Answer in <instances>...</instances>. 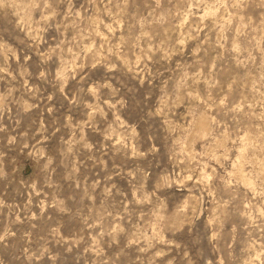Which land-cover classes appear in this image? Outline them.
Segmentation results:
<instances>
[{
	"label": "rangeland",
	"instance_id": "374dc122",
	"mask_svg": "<svg viewBox=\"0 0 264 264\" xmlns=\"http://www.w3.org/2000/svg\"><path fill=\"white\" fill-rule=\"evenodd\" d=\"M0 264H264V0H0Z\"/></svg>",
	"mask_w": 264,
	"mask_h": 264
},
{
	"label": "bare ground",
	"instance_id": "6f19581e",
	"mask_svg": "<svg viewBox=\"0 0 264 264\" xmlns=\"http://www.w3.org/2000/svg\"><path fill=\"white\" fill-rule=\"evenodd\" d=\"M209 9V8H208ZM203 116V115H202ZM198 126H199V130H197L199 132V134H205L207 132V128H208V121L206 119V117H200V120L198 121ZM198 134V135H199ZM201 136V135H200ZM202 137V136H201ZM241 165V164H240ZM239 165V166H240ZM235 166V165H234ZM237 167V172L235 174H237V178H240L243 182H245L247 185L251 184V182L249 181V179H247L245 176H244V173L242 171V169L240 167ZM236 167V166H235ZM242 167V166H241ZM262 170V169H261ZM262 173V172H261ZM263 174V173H262ZM252 185V184H251Z\"/></svg>",
	"mask_w": 264,
	"mask_h": 264
}]
</instances>
